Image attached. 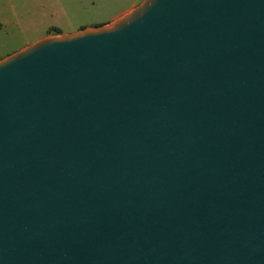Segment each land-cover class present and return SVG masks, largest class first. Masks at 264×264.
Instances as JSON below:
<instances>
[{"label":"water","instance_id":"1","mask_svg":"<svg viewBox=\"0 0 264 264\" xmlns=\"http://www.w3.org/2000/svg\"><path fill=\"white\" fill-rule=\"evenodd\" d=\"M0 264H264V0L0 59Z\"/></svg>","mask_w":264,"mask_h":264},{"label":"rangeland","instance_id":"2","mask_svg":"<svg viewBox=\"0 0 264 264\" xmlns=\"http://www.w3.org/2000/svg\"><path fill=\"white\" fill-rule=\"evenodd\" d=\"M143 0H0V59L51 35L105 25Z\"/></svg>","mask_w":264,"mask_h":264}]
</instances>
